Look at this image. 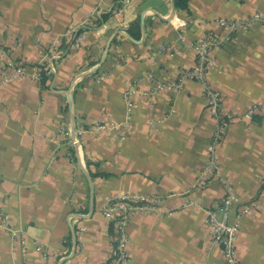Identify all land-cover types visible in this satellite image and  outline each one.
Instances as JSON below:
<instances>
[{"label": "crops", "instance_id": "crops-1", "mask_svg": "<svg viewBox=\"0 0 264 264\" xmlns=\"http://www.w3.org/2000/svg\"><path fill=\"white\" fill-rule=\"evenodd\" d=\"M257 13L263 20L213 51L210 82L236 117L217 149L218 175L197 186L216 128L204 87L156 83L194 65V40L228 35L218 18ZM92 15L75 47L69 32L82 33ZM6 58L24 75L3 69ZM98 121L105 128L92 127ZM226 183L231 221L255 203L239 220V261L264 264V0H188L184 9L174 0H0V264H107L114 227L104 209L123 196H155L162 211L132 212L126 264H223L208 211Z\"/></svg>", "mask_w": 264, "mask_h": 264}, {"label": "built area", "instance_id": "built-area-1", "mask_svg": "<svg viewBox=\"0 0 264 264\" xmlns=\"http://www.w3.org/2000/svg\"><path fill=\"white\" fill-rule=\"evenodd\" d=\"M94 15L88 18L84 23V29L82 33L75 34L73 29L69 32L68 36L74 38V46L79 47L82 43L85 33L88 31V26L91 25ZM263 20V17L258 13L249 18L242 19H226L218 18L217 24L228 30V35L220 39L215 33L210 32L203 37L194 40L191 43L192 48L195 52V63L192 67L186 69H180L175 77L169 78L167 81H158L156 83L157 89H163L166 87L180 88L186 79H192L201 83L204 87V92L207 96V109L216 121V128L212 134L211 141L208 145V163L203 171L200 173L196 180L197 186H202L206 181L207 174L213 172L218 175V158L217 149L222 143L229 125L235 120L234 113L225 110L223 106V99L221 93L212 87L209 79V70L211 65L214 63L213 51L216 47L222 46L225 42L232 38V35L239 32L240 30L249 31L253 25ZM178 28L184 29L186 25L180 23L177 25ZM78 35V36H77ZM11 68L15 75H24L25 67L18 63L5 59L3 63V69ZM36 77L42 78L41 70L37 66ZM126 104L131 109L133 101L127 94L125 97ZM260 109V107H254L245 113L247 119H252L253 115ZM105 121H98L94 123L92 127L97 129L105 128ZM62 135L64 138L69 140V130L62 129ZM75 145L79 146V139L77 142L72 141ZM155 196H123L120 198H113L108 201L105 206V214L111 221L114 227V240L113 247L106 259L107 264H126L129 259V243L130 236L127 231V225L132 212L136 210L149 209L156 211L161 214L162 211L153 204ZM235 196L234 190L229 183H226V194L221 197L220 201L216 206L211 208L209 213V223L211 226V239L216 244L221 253L223 264H241L236 253L237 241L240 232L239 220L241 216L255 206V203H250L244 206L237 214V219L231 221L232 209L235 207ZM258 203L264 202V183L263 190L258 198ZM4 222L8 219L7 215L3 217ZM8 230L14 235L16 239V231L12 228Z\"/></svg>", "mask_w": 264, "mask_h": 264}, {"label": "water", "instance_id": "water-1", "mask_svg": "<svg viewBox=\"0 0 264 264\" xmlns=\"http://www.w3.org/2000/svg\"><path fill=\"white\" fill-rule=\"evenodd\" d=\"M95 69H96V68H93V69L91 70V72H93ZM81 75H82V74H81ZM81 75H78V76L74 79L71 89L73 88L75 82L80 78ZM82 76H83V75H82ZM67 94H68L69 105H70V108L72 109V108H73V101H72V97H71V90L68 91ZM70 131H71V134H72V136H73V137H72V140H73L74 142H77V137L75 136V115H74L73 112H72V126H71Z\"/></svg>", "mask_w": 264, "mask_h": 264}, {"label": "trees", "instance_id": "trees-1", "mask_svg": "<svg viewBox=\"0 0 264 264\" xmlns=\"http://www.w3.org/2000/svg\"><path fill=\"white\" fill-rule=\"evenodd\" d=\"M174 2L177 7L184 9L187 7L188 0H174ZM82 29L83 28H80L77 33H79L80 31H83Z\"/></svg>", "mask_w": 264, "mask_h": 264}]
</instances>
